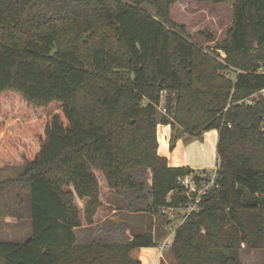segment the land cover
I'll return each instance as SVG.
<instances>
[{"label":"trees","instance_id":"1","mask_svg":"<svg viewBox=\"0 0 264 264\" xmlns=\"http://www.w3.org/2000/svg\"><path fill=\"white\" fill-rule=\"evenodd\" d=\"M183 1L0 0V162L25 167L0 195L29 184L31 230L0 242V264H141L131 251L155 247L151 233L79 243L76 200L88 225L100 180L154 217L183 209L178 179L201 172L168 167L157 125L170 126V150L218 132V188L176 227L173 264H241L242 246L264 249V99L242 103L264 88V0H200L230 3L224 39L207 48L216 57L172 20Z\"/></svg>","mask_w":264,"mask_h":264},{"label":"rangeland","instance_id":"2","mask_svg":"<svg viewBox=\"0 0 264 264\" xmlns=\"http://www.w3.org/2000/svg\"><path fill=\"white\" fill-rule=\"evenodd\" d=\"M229 7L230 3L226 5L211 6L207 3H200V0H185L171 8V18L175 23L185 26L186 33L192 42H194L198 47H201L204 52L212 54L216 57L215 54L207 51V48L212 47L215 42L220 43L224 39L225 30L228 28L232 19ZM199 32L215 36L216 41L213 43H207L205 35H200ZM175 130L178 132L177 125H175ZM6 160L7 161L3 163L0 162V182L15 180L24 172V165L18 163V161L13 162L9 158ZM146 172H148V170H137L133 173V177L135 182L142 181L145 186L148 187L150 181L148 175H145ZM16 195L19 202L27 201V204L29 205V184H16L9 191L0 195V242L21 243L27 239L26 237L29 231L26 220L27 211H25L24 208H16L17 210L13 209L16 204L18 206V201L15 198ZM184 212L185 211L183 209H179L175 211L169 210V212L162 215L159 214V216L156 217L157 223L172 224L170 226V230L168 231L163 228L165 233H161V237L158 236V232H161V230L157 226L156 228L154 226L157 231V238H168V240H172L177 222L180 220V223H182L184 220ZM12 218H15L16 221H12ZM18 220H20L21 223L16 225ZM117 227L118 226L109 224L96 226L91 230H86L87 232L84 238H82V233L80 234L79 243L99 238L104 242H108V240H112V242L128 241V238L125 237L127 234L129 235V230L127 229L124 231L121 228L117 230ZM109 234L110 236H108ZM162 243L163 241H159L161 247ZM167 255H170L171 257L169 258H172L169 250H167ZM238 256L241 264H264V249L255 250L242 246L238 252Z\"/></svg>","mask_w":264,"mask_h":264},{"label":"crops","instance_id":"3","mask_svg":"<svg viewBox=\"0 0 264 264\" xmlns=\"http://www.w3.org/2000/svg\"><path fill=\"white\" fill-rule=\"evenodd\" d=\"M171 134L169 125H157V154L167 160L168 167H187L196 172L209 171L217 167L216 146L218 142V132L216 130H210L203 133L200 140L184 135L175 141L172 150L169 149ZM160 137H162V139H160ZM145 175H148L149 177L148 172H146ZM15 198L18 201V206L16 204L13 209L24 208V210L27 211L26 220L29 231L26 238H28L30 236L29 205L27 204V201L19 202L17 195ZM100 201L102 206L94 215L92 224L88 225L85 223L83 216L85 201L76 200L77 205L81 209L82 222V226L74 230V234L78 240L81 233L83 235L82 238H84L87 232L86 230H91L96 226L109 224L118 226L116 228L117 230H119V228L124 231L128 229L129 235L126 233L127 235L125 238H132V236L138 234L151 233L154 238L155 247L134 249L131 251V257L139 260L141 264H173V257L169 258L171 256L167 255V250L170 251V245L173 238L172 240H168V238H159L161 237V233H165L163 228H165L166 231L170 230L172 223H157L156 217L140 211L147 204H145V206L141 204V202L137 200L136 195L126 191H122L120 194L115 195L107 189L105 183L101 180ZM11 220L16 221L15 218H12ZM102 222H105L106 224ZM19 223H21L20 220L16 222V225H19ZM180 224L179 220L176 227ZM154 226L155 228L157 226L161 230V232H158V238ZM108 236H110V234ZM159 241H163L162 247L159 244Z\"/></svg>","mask_w":264,"mask_h":264},{"label":"built area","instance_id":"4","mask_svg":"<svg viewBox=\"0 0 264 264\" xmlns=\"http://www.w3.org/2000/svg\"><path fill=\"white\" fill-rule=\"evenodd\" d=\"M259 73L264 74V68L259 70ZM226 77L228 78L229 74H227ZM258 99H264V88L242 100V103L253 105ZM159 111L162 114H165V109L162 108V106L159 107ZM262 130L264 131V122L262 124ZM194 178H196L198 182ZM178 183L184 189L185 195L188 198V203L183 208L185 211L183 218L185 219L189 214L198 211V204L202 196L209 193L211 190L218 188L216 184V168L206 172L198 173L197 175L179 178Z\"/></svg>","mask_w":264,"mask_h":264},{"label":"bare ground","instance_id":"5","mask_svg":"<svg viewBox=\"0 0 264 264\" xmlns=\"http://www.w3.org/2000/svg\"><path fill=\"white\" fill-rule=\"evenodd\" d=\"M160 139H162V137H160Z\"/></svg>","mask_w":264,"mask_h":264}]
</instances>
